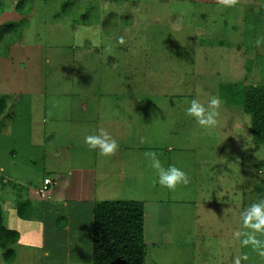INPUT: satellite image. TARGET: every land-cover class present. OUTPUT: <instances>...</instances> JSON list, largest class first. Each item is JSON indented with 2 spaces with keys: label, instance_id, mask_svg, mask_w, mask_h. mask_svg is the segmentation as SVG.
<instances>
[{
  "label": "rangeland",
  "instance_id": "1",
  "mask_svg": "<svg viewBox=\"0 0 264 264\" xmlns=\"http://www.w3.org/2000/svg\"><path fill=\"white\" fill-rule=\"evenodd\" d=\"M4 23L11 27L0 30V101L13 104L0 121L6 126L0 178L16 170L24 187L40 186L43 153L55 150L56 142L51 136L41 142L43 133L56 132L64 142L69 127L85 128L88 135L110 130L119 144L117 159L136 151L123 168L127 177L103 194L150 204L144 264H232L244 253L248 259L241 264H264L234 236L241 212L264 198V144L254 145L249 115L222 89L264 83V0H236L232 7L215 0H0V27ZM213 95L222 105L218 126L209 131L184 109L191 99L206 105ZM115 105L118 111L111 109ZM149 151L165 167L186 171L190 183L174 191L161 187L144 156ZM6 196L0 187V205ZM88 207L70 230L71 243L82 252L58 254V263L47 259L51 235L41 215L44 247L38 230L25 226L23 241L31 230L28 238L38 239L11 254L0 250V264H90ZM168 226L170 236H157ZM75 255L78 262L68 260Z\"/></svg>",
  "mask_w": 264,
  "mask_h": 264
},
{
  "label": "crops",
  "instance_id": "2",
  "mask_svg": "<svg viewBox=\"0 0 264 264\" xmlns=\"http://www.w3.org/2000/svg\"><path fill=\"white\" fill-rule=\"evenodd\" d=\"M215 2L220 3V0H215ZM11 103L13 104V102ZM115 103L119 105L118 103L121 102L117 101ZM3 104L4 113H2L3 115L0 114V116L2 115L0 117V121L6 117V110L8 111L12 107V104H9L7 101H4ZM111 109L118 111L116 105L111 107ZM48 112L49 114L47 116H43L41 118L43 123L48 122L49 116L53 114L51 110ZM117 116L118 115H116V117ZM121 117L123 120L124 117L122 114ZM51 118L52 116L50 119ZM18 124L19 123L16 125ZM4 127H6L5 124L0 127V132ZM25 130L26 129H20L19 132L22 134V131ZM97 132L99 133V131ZM108 132L110 133V130H108ZM88 133L89 131H86L85 128L75 129L69 127L68 139H65L64 142L60 141L59 134L56 132H53L51 135H45V133L41 134V136L39 135L41 142L47 140L48 136H51V138L56 142L54 143L55 150L46 151L43 153V161L45 166V168H43L45 170V175L42 179V183L38 187L28 188V185L27 187H24L23 185L26 182V179H23L20 172L16 170L12 171L5 177L1 176L0 187L5 188L7 191V196L2 201V205H0L2 223L6 229L13 230L16 233V240L11 245L12 249L15 247L18 248V246L20 247L19 249H21L22 245H32L28 242V240L38 239V235L36 234L37 236L32 238H28L29 236L27 235L33 233L34 231L32 230L36 229L38 230L37 233L39 234V238L41 237L39 244L44 247L45 237L43 236L45 234L46 227L50 230L51 235V247L48 248L50 254L44 249V255L47 257V259L50 258L51 262L58 263L62 260L58 254L80 253L82 250L80 246H77L79 243H71L70 230L73 218L79 217V214H82V211H84L83 208L86 206H89L87 210L92 214V207L95 202L119 200L111 199L114 196L107 197V195L103 193H108V191L114 192L121 181L125 178V173L127 177L129 173L125 172V170L123 171V168L128 166L133 159L132 153L136 151V148L129 149L130 155L124 161V156V158H122V156L120 157L121 160L116 158V156L118 157L116 152L115 155L102 156L99 158V149L90 150L84 141V137L88 135ZM80 143H82L83 146H76ZM15 153L16 152L13 153L12 157L15 156ZM97 163L99 166H97ZM0 170L4 171V168L0 167ZM132 176L133 174L129 175V178H132ZM44 179L50 180L51 183L48 185L47 194L45 196H41L39 194V190L43 186ZM8 185H11V192L8 191ZM99 194H102V197L99 196ZM8 195L10 197H8ZM7 199H10L9 202H6ZM37 201H41L44 204L39 206ZM22 203L24 204V208L27 211H22L23 213L20 215L18 213L17 207ZM142 203L144 208L148 207L147 205H150L145 202ZM38 208L41 209L40 213L37 211ZM38 214H41L43 215V218H46V225H44L45 227L43 231L42 228L38 226ZM11 216L13 219L10 220ZM7 218L9 219V226L6 224ZM12 220H17L16 223L19 222L17 227L16 225L11 227L10 223ZM25 226L31 227L32 230L29 234H27L28 232L26 231V239L23 241V236L25 233L22 230ZM91 226L90 228L92 229ZM163 229L164 232H169V226L167 228L164 227ZM62 232L65 233L66 238L58 237ZM166 235L167 234H163V236ZM19 253L20 251H18V255ZM80 258L81 257H78V255H75L71 258L69 257L68 260L70 261L73 259L74 262H78ZM66 261L67 258L65 262ZM88 262L91 264V241Z\"/></svg>",
  "mask_w": 264,
  "mask_h": 264
},
{
  "label": "trees",
  "instance_id": "3",
  "mask_svg": "<svg viewBox=\"0 0 264 264\" xmlns=\"http://www.w3.org/2000/svg\"><path fill=\"white\" fill-rule=\"evenodd\" d=\"M11 27L2 24L1 29ZM1 33V31H0ZM240 103L250 117V133L255 146L264 144V83L260 85L225 84L222 87ZM229 91V92H227ZM3 100L0 101V114ZM26 204V203H25ZM20 204L18 213L27 211ZM41 217V214H38ZM145 208L142 202L129 200L98 201L92 207L91 264H144L146 242L144 240ZM170 236L169 232L158 233ZM16 233L6 229L0 211V249L12 253L11 245ZM156 236V235H155Z\"/></svg>",
  "mask_w": 264,
  "mask_h": 264
},
{
  "label": "clouds",
  "instance_id": "4",
  "mask_svg": "<svg viewBox=\"0 0 264 264\" xmlns=\"http://www.w3.org/2000/svg\"><path fill=\"white\" fill-rule=\"evenodd\" d=\"M225 7H232L236 0H220ZM118 43H124V37H118ZM107 54H111L112 48H105ZM222 100L219 96L213 95L207 100V104L198 99L188 101V106L184 109L186 116L194 118L195 122L203 129L213 130L218 126L220 107ZM84 141L90 150L99 149L102 156H111L119 149V144L111 134L105 129H99V134L86 135ZM143 142V141H142ZM144 156L148 160V166L154 171L157 183L168 190L174 191L178 186L188 185L190 177L186 171L176 165L165 167L158 155L154 151L145 152ZM241 230L234 233L239 238L241 247L251 246L260 257H264V240L258 239V234L264 235V198L251 203L240 214ZM246 253L235 255L232 264H241L242 260H247Z\"/></svg>",
  "mask_w": 264,
  "mask_h": 264
},
{
  "label": "built area",
  "instance_id": "5",
  "mask_svg": "<svg viewBox=\"0 0 264 264\" xmlns=\"http://www.w3.org/2000/svg\"><path fill=\"white\" fill-rule=\"evenodd\" d=\"M50 183H51L50 180H48V179H44V181H43V186H42V188L39 190V194H40L41 196H45V195L47 194V191H48V185H49Z\"/></svg>",
  "mask_w": 264,
  "mask_h": 264
}]
</instances>
